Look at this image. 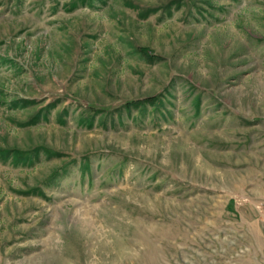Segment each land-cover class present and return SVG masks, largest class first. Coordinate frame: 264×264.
Here are the masks:
<instances>
[{
    "label": "rangeland",
    "instance_id": "374dc122",
    "mask_svg": "<svg viewBox=\"0 0 264 264\" xmlns=\"http://www.w3.org/2000/svg\"><path fill=\"white\" fill-rule=\"evenodd\" d=\"M0 264H264V0H0Z\"/></svg>",
    "mask_w": 264,
    "mask_h": 264
},
{
    "label": "bare ground",
    "instance_id": "6f19581e",
    "mask_svg": "<svg viewBox=\"0 0 264 264\" xmlns=\"http://www.w3.org/2000/svg\"><path fill=\"white\" fill-rule=\"evenodd\" d=\"M81 211V210H80Z\"/></svg>",
    "mask_w": 264,
    "mask_h": 264
}]
</instances>
